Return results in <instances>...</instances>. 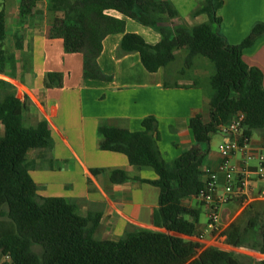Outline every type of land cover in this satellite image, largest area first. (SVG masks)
Returning <instances> with one entry per match:
<instances>
[{
	"label": "trees",
	"instance_id": "1",
	"mask_svg": "<svg viewBox=\"0 0 264 264\" xmlns=\"http://www.w3.org/2000/svg\"><path fill=\"white\" fill-rule=\"evenodd\" d=\"M46 1L52 35L63 39L66 53L83 55L85 78L110 79L98 64L103 41L109 35H123L120 50L139 53L151 73L175 62L178 51L186 52L187 68L198 56L208 58L214 66L209 117L204 120L197 116L190 121L196 145L172 163H167L159 150L156 118H145L139 132L100 124L102 150L124 154L136 169L150 168L158 175V180L147 183L161 191L160 215L170 233L133 231L118 241L99 239L95 235L99 216H81L76 206L63 198L38 195L28 155L52 145L50 127L45 121L27 125L26 100L16 96L13 84L0 79V264H244L233 251L218 247L201 250L198 244L175 234L197 236V221L188 218L184 201L197 198L206 186L208 151L199 146H209L211 137L220 133V126L241 112L246 114V137L252 131H264V75L243 59V51L264 35V23H257L241 44L231 45L219 31L220 0H205V6L195 15L206 14L209 21L195 26L178 23V11L169 0ZM36 4L37 0H21V17L30 16ZM124 18L154 29L161 41L152 46L140 35L126 33ZM6 35L1 15L0 75H6ZM62 81L61 74L49 73L45 86L59 87ZM110 178L123 183L135 177L115 170ZM243 214L246 224H231L224 231L226 242L240 248L253 236L249 247L264 256V213L250 205ZM258 264H264V260Z\"/></svg>",
	"mask_w": 264,
	"mask_h": 264
},
{
	"label": "crops",
	"instance_id": "2",
	"mask_svg": "<svg viewBox=\"0 0 264 264\" xmlns=\"http://www.w3.org/2000/svg\"><path fill=\"white\" fill-rule=\"evenodd\" d=\"M178 11L173 0H169ZM217 11L220 33L229 44H241L257 23H264V0H220ZM195 7L184 17L178 12V23L195 26L209 21L206 14L195 15L205 6V0H181ZM21 0H0V16L5 19L7 35L4 42L6 75L0 78L14 85L15 94L26 100L24 120L35 126L48 123L52 145L47 149L33 150L28 155L32 165L30 175L37 184L42 198H63L76 206L81 216H99L96 231L99 239L120 240L126 232H168L160 215L159 187L148 181L158 180L150 168L133 167L121 153L100 148L98 128L107 123L131 132L143 130L142 122L154 117L158 122V147L163 159L172 163L196 145L190 121L201 116L209 117L211 95L210 80L214 66L204 56L194 59L190 68L184 64L186 52H177L170 66L155 73L146 70L139 53L120 50L123 35H109L103 41L98 59L102 73L109 80L84 77L82 54H68L63 39L52 35V21L46 0H37L33 13L21 17ZM126 33L138 34L149 45L161 41L154 29L137 21L124 18ZM244 61L260 69L264 75V35L243 51ZM49 73L62 75V86L47 88ZM264 86V80H263ZM0 134H3V129ZM219 140L213 136L204 169L217 171L221 163L218 147L230 137L221 133ZM236 139L243 145V137ZM250 148L237 152L233 162L240 164L247 154L257 156L264 152V131H252L248 138ZM253 159L249 165L257 166ZM105 170L106 172H99ZM125 171L134 179L114 183L110 173ZM94 171L99 173L94 174ZM219 187L225 184L223 174L218 175ZM264 190V183L255 182L250 196ZM264 201L255 200L242 205L232 202L221 209L222 228L227 230L239 213L254 205L264 213ZM188 218L197 221V236L175 234L198 244L201 250L216 245L227 249L224 239L217 241L207 232L210 208L196 197L185 200ZM194 215V216H193Z\"/></svg>",
	"mask_w": 264,
	"mask_h": 264
},
{
	"label": "built area",
	"instance_id": "3",
	"mask_svg": "<svg viewBox=\"0 0 264 264\" xmlns=\"http://www.w3.org/2000/svg\"><path fill=\"white\" fill-rule=\"evenodd\" d=\"M245 120L246 114L241 112L220 126L221 134L234 138L219 145L218 151L222 159L219 168L217 171L204 169L206 186L197 197L210 208L207 232L217 241H226L221 219V209L224 206L235 201L246 206L255 200L264 201V190L256 196H250L253 183H264V152H259L257 156L247 154L240 164L232 161L237 152L250 148L249 139L244 133ZM237 136L243 137V145L236 139ZM253 159L257 160L256 167L249 165ZM220 173L225 177V184L221 188L218 180Z\"/></svg>",
	"mask_w": 264,
	"mask_h": 264
},
{
	"label": "rangeland",
	"instance_id": "4",
	"mask_svg": "<svg viewBox=\"0 0 264 264\" xmlns=\"http://www.w3.org/2000/svg\"><path fill=\"white\" fill-rule=\"evenodd\" d=\"M175 3V6L178 9V12L180 13V15H182V17H184L186 14H188L194 7L195 5L193 4H185L183 2H181V0H173ZM2 79V78H0ZM1 133H2V128H1ZM214 140H219L220 136L219 135H213ZM261 205L264 206V203H261ZM244 211H241V213H239L237 219L234 221L238 224H240L241 226H244L247 222V218L244 217L243 214ZM226 231V230H225ZM253 236L250 237V239L247 241V244L244 245L243 247L240 248H233L231 246H229L227 244L226 241H224V244L226 245L225 250H230L233 251V253L235 255H237L240 260L244 263V264H258L259 261L264 260V256H262L258 251L253 250L252 248H250V244L254 241L252 240ZM216 247H222L225 248L223 246H219L217 245Z\"/></svg>",
	"mask_w": 264,
	"mask_h": 264
}]
</instances>
